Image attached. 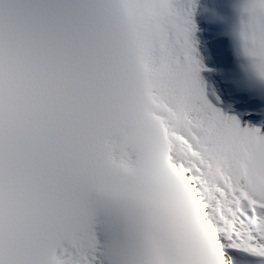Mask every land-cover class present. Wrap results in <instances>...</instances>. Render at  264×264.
Wrapping results in <instances>:
<instances>
[{"label":"snow or ice","instance_id":"6c2138e0","mask_svg":"<svg viewBox=\"0 0 264 264\" xmlns=\"http://www.w3.org/2000/svg\"><path fill=\"white\" fill-rule=\"evenodd\" d=\"M0 264H264V0H0Z\"/></svg>","mask_w":264,"mask_h":264}]
</instances>
